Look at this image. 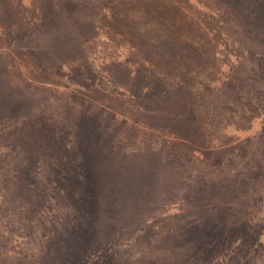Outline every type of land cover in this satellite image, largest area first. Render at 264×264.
<instances>
[{"label":"rangeland","instance_id":"1","mask_svg":"<svg viewBox=\"0 0 264 264\" xmlns=\"http://www.w3.org/2000/svg\"><path fill=\"white\" fill-rule=\"evenodd\" d=\"M263 224L264 0H0V264H264Z\"/></svg>","mask_w":264,"mask_h":264},{"label":"trees","instance_id":"2","mask_svg":"<svg viewBox=\"0 0 264 264\" xmlns=\"http://www.w3.org/2000/svg\"><path fill=\"white\" fill-rule=\"evenodd\" d=\"M145 5L147 8L156 11L155 13L157 15H159L160 17L167 16V14H164V10L166 7L163 6L162 4H159L158 7H154L153 5L151 7H148L149 6L148 3H145ZM172 9H173L172 10L173 12L178 14V8L173 6ZM180 20H182V19L179 18L178 22L180 24L182 23L184 25L185 22L183 20L180 22ZM175 26H180V25L175 23ZM132 28H133V26H132ZM134 30L136 31V29H134ZM135 31H130L131 37L135 34ZM141 35L143 38L147 37L148 40H151L152 45L149 46L147 44H144L140 47V49H142L144 52H146V53L148 52V54H150L149 55L150 60H148V63L153 64L155 67H162V66L166 67V68H168L169 66L172 67L174 65L172 62H170V59L175 61L176 59L185 58V55L186 56H194V55L200 56L201 55V52L199 49L196 50V49H192L190 47L173 45L172 43H170V40H172V37H168V36L161 37L160 32H158L156 28L151 29L150 27H145V31L142 32ZM141 35H136L134 39H138L139 37H141ZM143 65H141V66H143ZM156 87H160V85L157 84L155 86V88ZM159 91L164 92L165 90L163 91V89H159ZM175 91H177V92L173 95L164 93L163 96L159 97V98H162L163 100H166L165 103L162 105H168L170 103V100H171L173 105H177V108L178 107L181 108L180 112L177 113L178 115L175 117V119H176L175 121L172 119L171 122L167 123L165 121L166 123H164V124L166 126H168L171 129V131H176L177 135L183 136L184 139H186V141H188L189 143L191 141V142L197 144V142H199V139L201 138V135H202V132L199 128V123L196 120L197 115L193 114L192 110H189V106H188L187 101H185V100L183 101V97H182L183 92H184L183 85L177 86ZM118 102L121 105H123L124 109L125 108H135L126 99L125 100H119ZM164 124H163V126H164ZM86 175H88V174H86ZM76 180L78 183L83 184L80 179L77 178ZM78 186H80V185H78ZM82 188L84 189L85 187L82 185ZM81 190H80V192H81ZM84 190H86V189H84ZM74 198H75V196H74ZM262 229L264 232V224L262 225ZM262 234L264 236V233H262Z\"/></svg>","mask_w":264,"mask_h":264}]
</instances>
